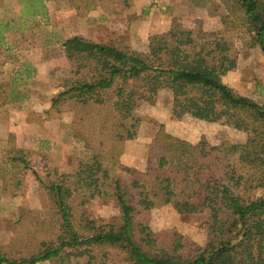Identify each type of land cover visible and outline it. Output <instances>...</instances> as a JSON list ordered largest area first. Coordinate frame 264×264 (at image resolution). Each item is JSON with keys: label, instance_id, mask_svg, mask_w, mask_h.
<instances>
[{"label": "trees", "instance_id": "trees-1", "mask_svg": "<svg viewBox=\"0 0 264 264\" xmlns=\"http://www.w3.org/2000/svg\"><path fill=\"white\" fill-rule=\"evenodd\" d=\"M96 1L73 4L90 10ZM219 1L227 13L212 39L199 40L193 29L173 23L150 36L145 51L78 36L64 42L75 78L51 107L71 101L81 110L72 136L87 156L74 172H54L43 182L15 134L9 135L6 148H0L3 188L13 197L25 196V175L31 172L47 193L49 218L58 232L27 257L0 253V264H107V248L120 249L129 264H264V106L223 82L237 69L241 48L264 56V0ZM18 86L16 77L0 82L1 105L21 101ZM163 90L195 119L246 127V143L192 144L158 125L149 148L160 167L136 174L129 185L112 179L118 145L136 139L140 129L135 108L154 104ZM93 107L106 114L85 117ZM108 188L120 216L106 229L86 209ZM165 205L180 215L207 213L208 243L185 244L173 232L161 245L144 217L151 206Z\"/></svg>", "mask_w": 264, "mask_h": 264}, {"label": "rangeland", "instance_id": "rangeland-1", "mask_svg": "<svg viewBox=\"0 0 264 264\" xmlns=\"http://www.w3.org/2000/svg\"><path fill=\"white\" fill-rule=\"evenodd\" d=\"M226 13L219 0H97L90 10L77 9L73 0H0V82L16 77L23 94L18 103L0 104V148H6L9 135L15 134L17 146L28 152L30 164L43 182L54 172H74L87 156L72 136L77 127L73 126L75 115L81 110L71 101L51 107L52 99L75 78L63 48L67 39L78 36L145 51L149 37L168 31L173 23L193 29L199 40L212 39L222 28ZM223 82L264 106L261 51L241 48L237 69ZM93 108L85 117L106 114ZM135 111L142 119L137 138L118 145V164L110 172L112 179L126 185L136 174L160 167L162 161L149 148L158 125L192 144L203 139L210 145L244 144L249 136L246 127L191 117L174 105L167 90L159 92L154 104L140 103ZM25 180V196L16 197L0 181V253L11 258L34 254L42 239L58 232L49 218L46 191L31 172ZM111 194L108 188L105 197L91 201L86 209L87 216L106 229L113 217L120 216ZM144 218L161 245L173 232L185 244L204 246L209 241L207 213L180 215L172 205L151 206ZM106 252L107 264H129L120 249L107 248Z\"/></svg>", "mask_w": 264, "mask_h": 264}, {"label": "crops", "instance_id": "crops-1", "mask_svg": "<svg viewBox=\"0 0 264 264\" xmlns=\"http://www.w3.org/2000/svg\"><path fill=\"white\" fill-rule=\"evenodd\" d=\"M1 133H2V130H1ZM6 145H7V142H6ZM1 148H4V147L1 146ZM40 264H44V263H40Z\"/></svg>", "mask_w": 264, "mask_h": 264}]
</instances>
